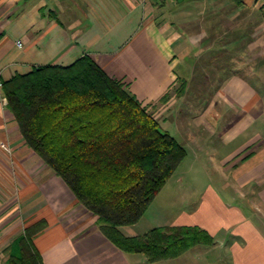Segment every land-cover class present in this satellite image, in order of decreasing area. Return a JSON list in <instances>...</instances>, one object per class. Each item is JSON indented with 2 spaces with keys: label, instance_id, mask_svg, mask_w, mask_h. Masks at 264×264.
I'll use <instances>...</instances> for the list:
<instances>
[{
  "label": "crops",
  "instance_id": "obj_1",
  "mask_svg": "<svg viewBox=\"0 0 264 264\" xmlns=\"http://www.w3.org/2000/svg\"><path fill=\"white\" fill-rule=\"evenodd\" d=\"M171 1L0 0V96L3 83L16 74L38 65L67 66L85 55L125 82L159 120L177 101L173 95L160 104L161 98L179 82L215 84L213 103L198 121L202 130L192 131L220 139L229 151L220 153L216 187L205 184L198 205L169 226L198 225L214 237V244L192 249L200 264H264V8L244 0L258 21L237 49L221 46L224 30L174 21L165 13ZM207 63L216 71H206ZM196 138L205 144L206 137ZM238 197L249 211L234 200ZM42 219L48 227L35 245L43 264H136L27 143L9 106L0 104V264L19 252L24 229ZM125 227L126 234L138 235ZM138 255L139 264L163 261ZM179 257L191 259L186 252Z\"/></svg>",
  "mask_w": 264,
  "mask_h": 264
},
{
  "label": "trees",
  "instance_id": "obj_2",
  "mask_svg": "<svg viewBox=\"0 0 264 264\" xmlns=\"http://www.w3.org/2000/svg\"><path fill=\"white\" fill-rule=\"evenodd\" d=\"M3 91L27 143L98 216L101 231L122 251L157 262L214 244L198 225L161 226L138 235L123 231L141 220L187 149L93 58L38 65L5 81ZM171 97L172 89L160 101ZM47 227L45 219L26 227L8 264H43L35 238Z\"/></svg>",
  "mask_w": 264,
  "mask_h": 264
},
{
  "label": "rangeland",
  "instance_id": "obj_3",
  "mask_svg": "<svg viewBox=\"0 0 264 264\" xmlns=\"http://www.w3.org/2000/svg\"><path fill=\"white\" fill-rule=\"evenodd\" d=\"M165 10V13L174 21L186 22L193 29L226 31L221 46L237 49L246 45L243 42H246L247 38L249 39V31L255 29L258 21L255 18L254 10L249 9L244 0H175L167 4ZM259 37L257 36V39ZM234 40L237 42L232 44ZM205 69L209 72L216 71V67L212 63H207ZM200 70L201 67L196 69L197 73ZM199 81L200 79L192 78L190 83L193 84L184 83L182 95H177V90L181 88L183 82H179L172 89V96H176V104L160 119V122L163 130L170 132L185 146L187 153L168 180V184L150 203L140 223L125 227V231L128 233L142 234L155 227L169 226L170 222L174 221L183 210L191 211L198 205L205 184L208 183L216 187L219 181L217 172L220 167V153H227L229 149L222 148L221 140L212 139L205 131L195 134L206 137L203 145L197 140V136L193 135L192 131L193 129L196 132L202 130L197 127L198 121L212 105L218 86L206 84L207 79L201 80L204 83L202 85L197 83ZM159 103L163 104V102ZM3 143L6 142H1L2 146ZM204 168L207 170L205 171ZM190 193L191 197H188ZM223 193L226 195L224 191ZM227 197L231 198V196ZM234 200L242 208L249 211L244 198L238 197ZM202 246L208 247L207 245ZM17 248L19 249L18 243ZM191 250L186 252L191 259L182 261L183 257H179L173 261V258H170L172 259L171 262L198 264L199 262L192 257L194 251ZM129 256L136 264H139L137 262L139 260L138 254L129 253ZM167 263L168 260L163 259L160 264Z\"/></svg>",
  "mask_w": 264,
  "mask_h": 264
},
{
  "label": "built area",
  "instance_id": "obj_4",
  "mask_svg": "<svg viewBox=\"0 0 264 264\" xmlns=\"http://www.w3.org/2000/svg\"><path fill=\"white\" fill-rule=\"evenodd\" d=\"M257 4L260 7L264 8V0H257ZM19 44L22 45V42L20 41ZM0 87H1V84H0ZM8 103H9V100H8V97L6 95L0 96V104H2L3 106H8ZM3 146L8 147V145L6 143H3Z\"/></svg>",
  "mask_w": 264,
  "mask_h": 264
}]
</instances>
